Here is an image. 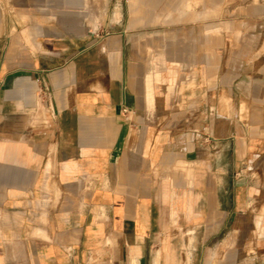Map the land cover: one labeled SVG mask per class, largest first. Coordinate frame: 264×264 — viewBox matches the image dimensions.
<instances>
[{
  "label": "crops",
  "instance_id": "1",
  "mask_svg": "<svg viewBox=\"0 0 264 264\" xmlns=\"http://www.w3.org/2000/svg\"><path fill=\"white\" fill-rule=\"evenodd\" d=\"M0 264H264V0H0Z\"/></svg>",
  "mask_w": 264,
  "mask_h": 264
}]
</instances>
